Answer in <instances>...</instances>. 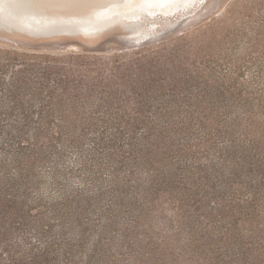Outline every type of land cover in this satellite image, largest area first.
<instances>
[{"label":"rangeland","instance_id":"374dc122","mask_svg":"<svg viewBox=\"0 0 264 264\" xmlns=\"http://www.w3.org/2000/svg\"><path fill=\"white\" fill-rule=\"evenodd\" d=\"M119 9L0 27V264H264V0Z\"/></svg>","mask_w":264,"mask_h":264},{"label":"bare ground","instance_id":"6f19581e","mask_svg":"<svg viewBox=\"0 0 264 264\" xmlns=\"http://www.w3.org/2000/svg\"><path fill=\"white\" fill-rule=\"evenodd\" d=\"M123 3L124 0H0V27L17 30L32 38L81 35L91 38L110 28L126 24L120 17L126 11V9H119ZM75 7H81L82 11L70 12ZM139 7L136 8L141 10ZM105 10L107 12H104ZM115 11H123V13L112 16ZM91 12L96 13L92 15ZM94 15H96L95 20ZM101 15L109 18L99 22L97 16ZM128 18L131 17L128 16ZM58 22L78 27L77 29L76 27H57ZM126 25L131 26L130 23ZM131 27L137 29L135 24Z\"/></svg>","mask_w":264,"mask_h":264},{"label":"trees","instance_id":"16d2710c","mask_svg":"<svg viewBox=\"0 0 264 264\" xmlns=\"http://www.w3.org/2000/svg\"><path fill=\"white\" fill-rule=\"evenodd\" d=\"M13 106H14V107H17L16 104H15L14 102H13ZM4 118H5V117H4ZM21 118H22V122H24L25 119H26V117H24V116H22ZM1 121H4V120H1ZM20 121H21V119L18 120V122H20ZM20 142H21V139H20ZM20 142H19V143H20ZM16 165H17V164H16ZM16 169H18V168H16ZM20 172H21V170H20Z\"/></svg>","mask_w":264,"mask_h":264},{"label":"water","instance_id":"95a60500","mask_svg":"<svg viewBox=\"0 0 264 264\" xmlns=\"http://www.w3.org/2000/svg\"><path fill=\"white\" fill-rule=\"evenodd\" d=\"M121 28H123V29H131V26L125 24V25H122Z\"/></svg>","mask_w":264,"mask_h":264}]
</instances>
